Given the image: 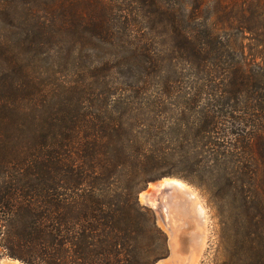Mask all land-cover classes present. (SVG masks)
<instances>
[{
    "label": "trees",
    "instance_id": "obj_1",
    "mask_svg": "<svg viewBox=\"0 0 264 264\" xmlns=\"http://www.w3.org/2000/svg\"><path fill=\"white\" fill-rule=\"evenodd\" d=\"M166 177L216 192L219 264H264V0H0V256L156 264Z\"/></svg>",
    "mask_w": 264,
    "mask_h": 264
},
{
    "label": "rangeland",
    "instance_id": "obj_2",
    "mask_svg": "<svg viewBox=\"0 0 264 264\" xmlns=\"http://www.w3.org/2000/svg\"><path fill=\"white\" fill-rule=\"evenodd\" d=\"M143 27V26H142ZM113 30H117L116 26L112 27ZM245 44H248L250 47H254L253 42H251L248 39H245ZM123 47H129L127 44L122 43L121 41H114L113 42V46L112 45H103V43H100L99 41H96L94 43H88L82 46V44H77L76 46V52L75 55L78 56L81 61L82 59H84L83 61V66L81 67L82 69H92L94 67H102V64L105 62V60H107L108 58H116L115 56H117L118 54V50H121ZM90 57H86L85 56H89ZM84 57V58H83ZM87 58H89L87 60ZM93 66V67H92ZM59 71H61L62 75H67L69 76V74L71 73L70 71H68L66 68L64 69H59ZM110 73V72H109ZM111 75L113 78H120V82H122L121 78V74H120V70L118 68H115L111 71ZM204 104V103H202ZM166 178H175V179H179L176 177H166ZM165 178H163L164 180ZM161 180V179H160ZM180 181H182L183 183H185L186 185H188L197 195V201L198 203L203 207L204 211H205V217H206V221H205V241L202 245V249L200 251V253L198 254V256L196 257V259L192 262L188 261L189 255L187 253V251L184 248V244H185V238L183 235H181L179 241L181 243V246L175 247V243L174 240L172 239L171 235L169 234V232L167 231L166 227L163 224V218H162V214H161V205L162 202L166 201V191L164 189H158V184L162 181L156 180L153 182H150L147 186L146 189H144L143 192H149L152 197H154V200L157 203V208L143 202L140 197H139V201L140 203L149 208L156 219L157 224L159 225V227L165 232V234L167 235V247H168V253L166 255V257L164 258V260L162 262H160L159 264H219L221 261V254H220V230H221V224H222V218L219 216L218 210H217V206H216V192L212 193L209 192L208 190L204 189V188H200L198 186H195L191 183H188L185 180L179 179ZM154 186H156V188H153ZM160 200H163L162 202H160ZM168 205L170 207V209L172 210V212L177 211L176 207L171 204ZM177 213V212H176ZM178 214V213H177ZM176 214V217L178 216ZM177 226L181 227L182 223L179 221L176 223ZM190 227V226H189ZM188 226H183L182 228H185L184 231H189ZM196 227V226H195ZM192 229V228H191ZM184 239V240H183ZM180 249V251H179ZM178 250V251H177ZM183 250V252H182ZM185 250V251H184ZM182 252V253H181ZM178 253V254H177ZM181 255H180V254ZM177 256V257H176ZM185 258V259H184ZM185 261H184V260ZM0 264H23L22 262L18 261V260H14L5 256H0Z\"/></svg>",
    "mask_w": 264,
    "mask_h": 264
},
{
    "label": "bare ground",
    "instance_id": "obj_3",
    "mask_svg": "<svg viewBox=\"0 0 264 264\" xmlns=\"http://www.w3.org/2000/svg\"><path fill=\"white\" fill-rule=\"evenodd\" d=\"M157 187L160 190L164 189L166 193H168L166 194L165 202L160 200V202H162L160 205L161 214L164 221L163 224L174 240L176 245L175 247H177V249L179 246H181L179 241L181 235L184 236L186 239L184 248L189 255L188 261L192 262L200 253L206 238L204 229L206 221L205 211L198 203V197L196 193L182 181L175 178H165L158 184ZM153 188H156V186ZM140 199L143 202L157 208V203L149 192H142ZM168 202L171 204V207L172 205L175 206L177 211L172 212ZM176 214L178 215L177 217ZM179 221L182 223L181 227L190 226V230L184 231L185 228L181 229V227L177 226L176 223Z\"/></svg>",
    "mask_w": 264,
    "mask_h": 264
},
{
    "label": "water",
    "instance_id": "obj_4",
    "mask_svg": "<svg viewBox=\"0 0 264 264\" xmlns=\"http://www.w3.org/2000/svg\"><path fill=\"white\" fill-rule=\"evenodd\" d=\"M161 180H163V179H161ZM161 180H159V181H161ZM179 180V179H178ZM144 190H142L140 193H139V197H140V195H141V193L143 192ZM164 260V258H162V259H160L156 264H159L160 262H162Z\"/></svg>",
    "mask_w": 264,
    "mask_h": 264
}]
</instances>
